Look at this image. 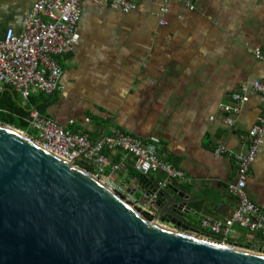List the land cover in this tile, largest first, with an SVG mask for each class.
<instances>
[{"label": "crops", "instance_id": "1", "mask_svg": "<svg viewBox=\"0 0 264 264\" xmlns=\"http://www.w3.org/2000/svg\"><path fill=\"white\" fill-rule=\"evenodd\" d=\"M35 1L0 0V36L8 29L20 32ZM188 1L194 10L178 0H138L135 11L124 13L101 0H85L81 45L63 64L62 90L42 97L53 103L40 114L93 140L116 129L159 140L168 161L192 181L181 191L197 212L188 216L189 224L207 237L202 220L226 219L237 207L227 192L237 169L215 151L224 146L246 153L245 135L264 106L258 95L241 106L232 100L244 84L264 82V59L253 53L260 48L264 56V0ZM225 106L239 112L227 113ZM27 107L36 110L30 102ZM108 159L119 162L115 155ZM133 163L127 159L116 182L124 196L135 191L130 197L141 208L150 206L145 191L136 189L139 179L129 176ZM165 179L148 178L157 184ZM247 192L264 210V138ZM246 231L237 228L228 239L234 246L262 245Z\"/></svg>", "mask_w": 264, "mask_h": 264}, {"label": "water", "instance_id": "2", "mask_svg": "<svg viewBox=\"0 0 264 264\" xmlns=\"http://www.w3.org/2000/svg\"><path fill=\"white\" fill-rule=\"evenodd\" d=\"M136 189L145 191L152 218L86 169L0 124V264H264L260 248L201 236L180 190L148 178Z\"/></svg>", "mask_w": 264, "mask_h": 264}, {"label": "built area", "instance_id": "3", "mask_svg": "<svg viewBox=\"0 0 264 264\" xmlns=\"http://www.w3.org/2000/svg\"><path fill=\"white\" fill-rule=\"evenodd\" d=\"M84 1L36 0L23 16L22 30L15 32L14 29H8L0 36V97L11 90L20 99L21 106L28 108L32 96L52 97L62 90L60 81L63 77V64L81 45L79 25ZM101 1L124 13L133 12L138 7V0ZM178 1L189 10H194L188 0ZM160 11L166 15L168 8L163 6ZM160 24L165 25V21L161 20ZM253 53L257 59H264L260 48ZM250 95H258L264 99V82L244 84L232 95V100L241 106L248 102ZM224 111L237 114L239 108L225 106ZM24 121L32 136L24 133L58 157L87 171L90 169L92 175L147 217L156 215L152 205L141 208L132 197L124 196L125 193L116 182L117 175L126 167L128 158L134 160L133 170L140 176L150 178L155 174L164 175L166 179L159 184L161 190L182 191L192 183L180 169L168 161L162 153L159 140H143L119 129L93 140L88 134L59 126L33 108L28 109V116ZM263 138L264 106L257 124L245 135L246 153H234L224 146L217 148L215 154L232 159L237 169L236 180L227 189L228 194L237 201V207L226 219L202 220L201 227L210 233L207 237L217 238L219 243L227 246H234L228 237L235 229L247 230L257 236L256 239L262 244L257 248L262 249L264 254V210L252 201L247 192L250 168L257 160ZM114 155L119 162L112 165L108 158Z\"/></svg>", "mask_w": 264, "mask_h": 264}, {"label": "trees", "instance_id": "4", "mask_svg": "<svg viewBox=\"0 0 264 264\" xmlns=\"http://www.w3.org/2000/svg\"><path fill=\"white\" fill-rule=\"evenodd\" d=\"M42 97L43 96H38L37 98L31 97L29 101L30 106L36 108V110L41 114L44 113V108L53 103V101L45 102ZM27 116L28 108H23L21 106L20 99L13 91L8 90L0 97V124L12 125L32 136V133L29 131L28 124L24 121V118ZM117 162L118 160H113L112 164ZM129 176L139 179L140 182L147 180L146 177L140 176L136 173H133L132 171Z\"/></svg>", "mask_w": 264, "mask_h": 264}, {"label": "rangeland", "instance_id": "5", "mask_svg": "<svg viewBox=\"0 0 264 264\" xmlns=\"http://www.w3.org/2000/svg\"><path fill=\"white\" fill-rule=\"evenodd\" d=\"M24 105V104H23ZM25 106H27V103L25 104ZM14 127V126H13ZM16 128V127H15ZM18 129V128H17ZM26 134V133H25ZM247 233H249L250 234V232H248V231H246Z\"/></svg>", "mask_w": 264, "mask_h": 264}]
</instances>
